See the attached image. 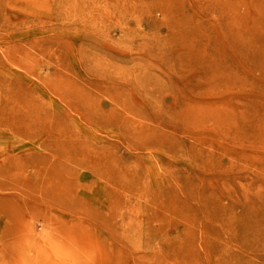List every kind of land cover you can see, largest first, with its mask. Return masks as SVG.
<instances>
[{
	"label": "rangeland",
	"instance_id": "374dc122",
	"mask_svg": "<svg viewBox=\"0 0 264 264\" xmlns=\"http://www.w3.org/2000/svg\"><path fill=\"white\" fill-rule=\"evenodd\" d=\"M0 264H264V0H0Z\"/></svg>",
	"mask_w": 264,
	"mask_h": 264
}]
</instances>
